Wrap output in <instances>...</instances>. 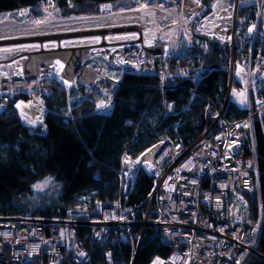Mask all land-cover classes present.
I'll return each mask as SVG.
<instances>
[{"label":"built area","instance_id":"1","mask_svg":"<svg viewBox=\"0 0 264 264\" xmlns=\"http://www.w3.org/2000/svg\"><path fill=\"white\" fill-rule=\"evenodd\" d=\"M241 5L242 0L213 5L202 22V28L213 29L208 37L210 42L228 45L229 63L221 98L210 99L196 87L188 88L191 96L200 95L206 100L208 119L194 140L184 145L179 140L163 137L136 157L124 151L118 171L120 196L116 199L69 207L60 217L0 215V264H115L111 247L100 250V261L93 257V250L104 246L111 231L114 233L111 242L130 244V264H134L149 229L153 238L171 247L167 258L156 257L151 264H242L250 254L259 255L256 248L262 217L260 213L253 215L247 197L255 187L250 133L252 117L264 109V54L255 53L258 47L253 32L239 36L242 20L251 11L248 8L243 12ZM211 14L215 19L210 24ZM262 28L264 31V23ZM143 29L142 24L136 23L63 32L59 33L61 39L35 35L28 37L31 39L0 41V45L26 43L38 41L32 39L38 36L45 37L39 41L42 45L54 39L94 40L81 47H69L84 49L77 74H67L66 61L55 57L42 63L31 80L26 81L23 74L28 73L24 72L23 61L26 54L36 52L24 53L15 62L13 73L9 72L7 63L15 59L4 62L6 67L0 69V114L5 112L10 100L16 99L25 103L34 100L45 108L51 92L43 84L53 80L63 87L67 98L77 95L88 99L91 91L103 94L93 101L94 112L107 115L114 104V93L104 91L100 81L119 87L125 74L157 76L160 83L154 87L162 92L161 116L175 114V101L166 98L164 92L173 87L166 84V78L176 56L178 38L172 49L164 44H143L139 36L134 41L111 39L124 33L140 35ZM181 31L178 32L182 34ZM134 42L140 43L133 46ZM152 47L156 49L154 53L148 51ZM55 49L41 48L37 52ZM241 66L246 84L258 88L256 103L254 108H249L248 103L242 107H247L242 116L231 117L228 107L233 102ZM109 70L119 72L120 77L110 75ZM101 101L106 107L98 109ZM138 171L153 176V186L142 206L123 209L121 197L132 188ZM81 226L87 227L82 237Z\"/></svg>","mask_w":264,"mask_h":264},{"label":"trees","instance_id":"2","mask_svg":"<svg viewBox=\"0 0 264 264\" xmlns=\"http://www.w3.org/2000/svg\"><path fill=\"white\" fill-rule=\"evenodd\" d=\"M122 1L116 6H136L134 1ZM153 1L148 3L156 2ZM196 2L201 10L190 23L191 36L180 35L166 78V84L173 87L166 89L164 96L175 101V114L161 116L162 92L154 87L160 79L152 74H125L119 87L101 80L103 90L114 93V104L107 115L94 112L93 101L103 94L91 91L88 99L77 95L67 98L63 87L53 80L43 84L51 95L45 102L41 123L25 124L14 100L7 103L0 114V215L60 217L69 207L116 199L120 196L118 171L124 151L136 157L163 137L184 145L194 140L208 119L206 100L200 95L191 96L188 88L196 87L210 99L221 98L229 63L228 45L210 42L201 26L214 0ZM51 5L61 18L91 16L99 13L101 0H0V16H12L29 8L37 17L42 7ZM240 8L251 11L242 21L239 36L253 32L258 47L255 53L263 55L264 15L259 16L257 3L242 4ZM108 73L120 77L119 72ZM257 92L258 88L250 83L249 108H254ZM246 111L247 107L234 102L228 107L231 117ZM250 142L255 158V187L247 200L253 215L261 214L262 222L256 248L259 255L250 254L242 264H264V109L252 117ZM43 179H50V186L36 191L34 185ZM133 180L132 188L121 197L123 209L142 206L154 183V177L145 171L135 173ZM86 232L87 227L79 228L81 237ZM152 233L151 229L147 231L134 264H151L154 258L170 254L171 247L153 238ZM113 234L109 233L102 248L93 250V257L100 261V250L111 247L115 264H130V244L111 242Z\"/></svg>","mask_w":264,"mask_h":264},{"label":"rangeland","instance_id":"3","mask_svg":"<svg viewBox=\"0 0 264 264\" xmlns=\"http://www.w3.org/2000/svg\"><path fill=\"white\" fill-rule=\"evenodd\" d=\"M116 1V2H114ZM136 3V6L133 8L117 7L116 5H122V0H101L99 13L91 16H71L67 18H61L56 16L54 8L42 7V14L33 17L31 15V9L24 8L17 11L12 16L1 17L0 16V41L28 38L35 35H52L59 34L63 32H72L79 30H92V29H102L107 26H127L131 24H142L144 26L143 31L140 35L137 33H124L117 34L113 38V41H134L141 39L143 44H161L158 40V36L161 34V28L169 27L171 30L169 37L166 39L168 42H163L164 45L168 48H173L175 46V41L179 40L180 33L179 30H182L181 36H191L190 27L185 25L183 14H182V0H174L173 3L176 5L175 15L166 16L164 8L162 6L153 5L148 0H131ZM130 1V2H131ZM159 1V0H154ZM153 1V2H154ZM162 4H167L165 0ZM177 1V2H176ZM227 0H214L215 6H221ZM156 2H154L155 4ZM248 3H257L260 7V17L264 15V0H242V4ZM52 4V3H51ZM151 4V5H150ZM247 12V10H242ZM23 13V16L22 14ZM21 15V16H20ZM208 16V15H207ZM210 24L211 21L215 19L214 14L208 17ZM244 20V19H243ZM242 20V21H243ZM187 26V27H186ZM206 34L209 37L213 31L211 27L205 28ZM165 33V32H163ZM166 34V33H165ZM165 34H161V37ZM180 34V35H179ZM179 35V37H178ZM93 39H70V40H49L45 45L40 44L39 41L33 42H10L0 45V69L6 67L4 62L15 59V61L7 63L9 72L15 71V62L22 59V55L27 52H37L41 48L45 50L55 49L59 45L62 48H69L75 46H83V44L88 42H93ZM140 43V42H138ZM138 43L134 42L132 45L136 46ZM238 66V65H237ZM238 90L241 88L237 85ZM19 105V107H17ZM14 106L17 109V112L21 120L28 125H37L41 123L42 118L45 113V108L31 100L27 103L23 102L20 99L14 100ZM50 179H43L37 182L34 185V189L37 191L47 189L50 186ZM39 185V187H38Z\"/></svg>","mask_w":264,"mask_h":264},{"label":"bare ground","instance_id":"4","mask_svg":"<svg viewBox=\"0 0 264 264\" xmlns=\"http://www.w3.org/2000/svg\"><path fill=\"white\" fill-rule=\"evenodd\" d=\"M62 34H54L51 35L53 38L61 39ZM31 39V38H28ZM32 39H36L38 41H42L45 39L43 36L34 37ZM10 41H18V39H12ZM149 52L154 53L156 49L154 47L148 49ZM84 53V49L76 48V49H66V48H57L48 53L46 52H36V53H28L26 54V58L24 62V72L28 73V75H24V79L27 81L31 80V75L35 74L38 70V67L43 63H48L55 57L63 58L66 63V72L67 74H77L80 70L78 66V60L81 55Z\"/></svg>","mask_w":264,"mask_h":264},{"label":"crops","instance_id":"5","mask_svg":"<svg viewBox=\"0 0 264 264\" xmlns=\"http://www.w3.org/2000/svg\"><path fill=\"white\" fill-rule=\"evenodd\" d=\"M165 1H167L168 3L162 4L163 1L159 0L156 1L155 4L153 3V5H158L160 7L162 6L163 8L166 6L167 8H164V12L166 16L175 15L176 5L173 3L174 0H165ZM181 4H182V14L185 25L187 24V26H190L191 21L198 15L199 11L201 10V7L198 5L196 0H182ZM168 28L169 27L161 28V34L166 33L164 35L166 37L163 36L161 37V34L157 37L161 44H164L163 42H168L166 41V39L169 37L168 35L170 34L171 31L169 30L170 28L169 29ZM238 79H239V83L237 85L240 86L241 88L239 90L236 88V91L234 92V96H233V102L240 107H244L249 101L248 100L249 85H247L245 82L246 80L244 75V69L242 66L238 71Z\"/></svg>","mask_w":264,"mask_h":264},{"label":"snow or ice","instance_id":"6","mask_svg":"<svg viewBox=\"0 0 264 264\" xmlns=\"http://www.w3.org/2000/svg\"><path fill=\"white\" fill-rule=\"evenodd\" d=\"M21 14H23V13H21ZM252 31V28H250L249 29V32H251ZM60 62L59 61H57V64H59ZM62 67V66H61ZM17 107H19V105H17ZM104 107H106V105H105V103L103 102V101H101L100 103H98L97 104V108L98 109H100V108H104ZM245 127H247V125H245ZM38 187H39V185H38ZM81 255H83V253H81Z\"/></svg>","mask_w":264,"mask_h":264}]
</instances>
